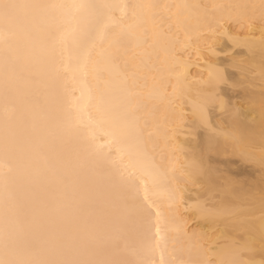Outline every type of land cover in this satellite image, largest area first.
<instances>
[{
    "label": "bare ground",
    "instance_id": "1",
    "mask_svg": "<svg viewBox=\"0 0 264 264\" xmlns=\"http://www.w3.org/2000/svg\"><path fill=\"white\" fill-rule=\"evenodd\" d=\"M0 264H264V0H0Z\"/></svg>",
    "mask_w": 264,
    "mask_h": 264
},
{
    "label": "rangeland",
    "instance_id": "2",
    "mask_svg": "<svg viewBox=\"0 0 264 264\" xmlns=\"http://www.w3.org/2000/svg\"><path fill=\"white\" fill-rule=\"evenodd\" d=\"M230 71V73L233 75V74H235L233 71H231V70H229ZM223 89H225L226 90V93H228V95L229 96H233V97H235V98H239V97H241V95H242V93L240 92V90H232V89H230L228 86H223L222 87ZM239 100V99H238ZM233 161H235V160H233ZM239 167H240V170L241 171H244V172H246V173H252L253 171H252V169L251 168H248L247 166H245V165H243V164H241V163H238L237 164ZM223 168V167H222ZM224 170H226V168H223ZM233 168H230V170L233 172V170H232ZM234 173V172H233ZM237 179H245L246 180V178H244V177H237Z\"/></svg>",
    "mask_w": 264,
    "mask_h": 264
}]
</instances>
